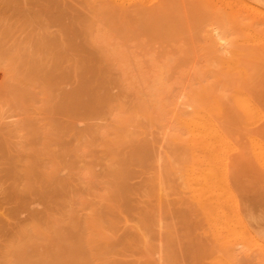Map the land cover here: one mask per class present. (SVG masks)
Returning a JSON list of instances; mask_svg holds the SVG:
<instances>
[{"label": "bare ground", "instance_id": "bare-ground-1", "mask_svg": "<svg viewBox=\"0 0 264 264\" xmlns=\"http://www.w3.org/2000/svg\"><path fill=\"white\" fill-rule=\"evenodd\" d=\"M96 1L100 3L98 5L100 6L99 14H102V18L106 21V24L108 26H115V23L119 22V27L121 29L118 35H115V32L110 33V30L106 29L104 26L95 25L96 27H94L92 31L87 32L86 30V33H84L85 42L94 45L96 48V51L94 50L95 54L91 56L92 59L90 58V60L96 64L105 62V66L109 67V69L111 68L110 66L113 65L117 67L120 75L119 78L115 80V83H118L124 87L126 91L128 90L131 93L130 103L127 104L126 101L129 93L127 96L125 95V103L119 96L118 98H113L109 92H103L107 84H109V82L111 83L114 77L111 76V74L109 77L112 78H108V74L106 75V68L102 69V73L104 72L103 77L96 73L94 80L84 84L82 83L83 85H80L82 87L79 89L74 86L76 89H73V91L71 89V93L70 91L63 92L66 91V89L64 90L63 88L62 92L64 94L62 93V98L61 95L60 97L57 95L59 98L56 99L55 91L60 90L58 89L59 84L64 80V74H61L63 72L60 73L63 77H59V74L57 75L55 73V70L60 68L57 54H50L48 50L29 48L27 45L22 47H18L17 45V47L13 46L7 49H0V119L7 109H11L12 111L24 109L27 120L22 121L18 119L13 123V127L11 126L15 137L20 138L21 131H24L26 126L30 128V132L32 130L35 134H38L40 129H42V135L40 136L41 141L39 142L41 146L39 147H47H45L47 149L46 156H43L44 153L42 154L38 151L33 155L32 159H34V163L31 164V167L20 172V175L24 176L26 181L22 179L25 185L26 183L29 184V182L32 183L38 172V174L40 173L43 175L46 187L57 186L60 183L57 179V175L61 171L60 169L63 170L67 168L74 172L73 169L76 168L77 158H79L78 156L80 154L78 150L86 145L98 146L101 149V161L104 166L102 178L100 176L97 177L98 181L99 177L101 178L98 185L99 190L95 193V196L91 192V195L94 196L95 199H85L86 197H84V199L80 198L81 201L78 200L83 203L87 210L84 212L85 214L81 223L78 218L75 219L74 216L72 217L71 214L74 213L72 212L70 213V220L66 219L68 221L62 223V225L65 224V228L62 226L64 229H61L59 223L64 221V219H61L59 216L56 217L55 214L53 215L48 211L46 214L40 217L38 216L37 221H34L31 225L30 232H28L27 228V230L22 229V231L18 233L19 229L17 226L15 227L17 229H14V227L10 229L5 226L3 214L0 212V236H2L1 233H5L6 237V231L8 232L9 229L11 230V233H8V237L2 238V242L0 243V264H112L116 259L115 255H123V253L125 255L129 250L130 253H136L138 251L142 254V257L145 256L146 260L147 258L150 259L157 248L153 251L151 246L153 244H150L145 232V227L148 226L146 223L148 221L144 222L145 220L137 219L138 222L131 225L134 231L132 237H130L129 234H124L121 238L117 237L118 229L123 225H127L130 220L123 215V208L120 207L121 204L119 202L123 200L124 194L126 196L127 190L129 191L127 179L131 175L130 173H132L129 169L130 164L134 161H138L140 165H143L141 162L149 160L147 159V148L149 144L146 140V125L148 121H152L153 123L162 122V118H164L162 115H165L163 111L167 104L165 102L167 101L165 97L168 96L169 99L172 98V100H174L175 95L176 97L181 96V98L185 99L188 107L192 106L190 111H186L188 115L184 117H181V108L177 106L175 118L172 120L174 123L172 124H175V127L179 130H183V132H178L187 134L189 139V148L187 149L188 152L190 151V159L186 162L184 179L192 197L197 201L204 218L208 222L207 229L213 242V244L211 243L209 246V253L207 252L210 257V259L208 257L210 260L209 263L243 264L244 262L242 263V260L244 256L252 250L255 244L259 245L258 247L255 246L260 249V254H258L263 256L264 240L260 243L256 234L248 227L243 216L240 215L241 213L239 214L238 211L234 212L232 210V196L229 194V188L227 190L223 180H221L220 174L215 171L214 167L215 142L218 140V136H222L214 115L215 112H217L219 100L224 97L223 92L217 90L215 92L210 83L212 80L205 78L208 74L205 76L199 75L198 72L200 71H194L197 66L194 68L193 72L196 74L198 73L200 84L198 85L197 83V86L195 85L196 87L190 86L188 89L186 85V88L182 89L181 94L179 93L180 95H174V92L172 93L173 89H171V87L173 88V86L170 85L171 82L167 83V79L171 75L173 68H176L178 62L181 64L180 58L188 61L192 55L194 56L193 53L199 54L197 49L205 53V55L203 54L204 56H200V59H202L200 63H203L202 66L206 67L207 71H209L211 67L213 68L216 63L226 65L231 62L233 56L237 53L235 49L238 47L233 43L234 36L232 35L234 32L231 30V26L227 23H221V21L219 25H217V29L215 28V31L212 27V23L216 22L215 20H238L239 32L241 31L242 34H244L243 36L251 37L253 41L256 40L255 44L259 43L260 37L264 36V27L261 25V21L264 20V0ZM92 6L94 7V5ZM96 12L98 14V10ZM128 16L133 17V19L129 20ZM133 21L135 23L132 26L139 32H137V34L134 33L135 30H133L131 26ZM89 23L91 22L88 21V24L86 23L87 27ZM213 31H215V33ZM144 37H147V39ZM36 42L37 41H35V43ZM187 50L193 52L190 58ZM241 50L243 51L242 48ZM186 51L188 52V58H186L187 54L185 55ZM176 52L178 56L174 55ZM228 53L230 54L228 55ZM88 54L91 55V53ZM213 58L217 59L215 64L213 63ZM95 63L94 65H96ZM112 70L114 71V69ZM95 71L99 70L95 69ZM87 72H89V70ZM202 73L201 69V74ZM69 75H71V73ZM67 84L71 86L72 83L68 82ZM67 84L65 82V85ZM78 85L77 87H80ZM70 88L71 87H69V89ZM112 89L114 88L112 87L111 90ZM116 91L115 92L119 94L120 91L118 89ZM82 96H86V99L82 98ZM176 101L178 102V100ZM173 102L174 101L171 103ZM181 106L183 105L181 104ZM221 111L222 110H219L220 113ZM39 113H42L43 119H46L45 121L40 122L35 120V118H37L35 115ZM58 113H60V116L62 115L64 117V120L65 116L69 117L68 119L70 120L64 121V123L59 122L58 124V122L53 121V116ZM101 117L109 118L108 124L106 122L104 126L96 124L98 122L94 123L95 121L86 122L87 120H95V118ZM83 120H85L83 124H86V126L81 129L76 128V123ZM58 121H60L59 118ZM172 127H174V125H171V128ZM28 129L25 130V132H28ZM173 130L175 129L173 128ZM61 131L64 132L63 134L69 133L72 135L71 137H73L74 141L72 149L65 147L64 144L67 143L64 142L65 140L63 141L62 138L64 136L62 137ZM2 137L4 138V136ZM2 137L0 135V140ZM34 137L32 138L33 140H35ZM37 137L39 136L37 135ZM19 141H21V139ZM54 143H58L62 150L55 151L54 148H51L53 147L51 145H54ZM33 144H35V142ZM128 148H132V150L129 151ZM0 149H2L1 143ZM28 149L30 151V148ZM34 149L35 148L32 150ZM151 150H153L152 147ZM91 151L93 153V150ZM85 153L88 154L87 152ZM97 155H99V152ZM42 157H45V159ZM154 158L152 156V159ZM43 159L45 160V165L42 164L44 163L42 162ZM0 161L3 162V155L1 152ZM99 161L100 160H98L97 163ZM156 162L158 161L156 160ZM1 165L3 166V164ZM94 178L97 180L96 177ZM91 179L94 180L93 178ZM29 186L30 184L28 188ZM144 186L146 185L144 184L139 187L137 191L142 193L143 190L141 189L145 188ZM96 187L97 185L95 188ZM28 188L26 190H28ZM87 191H89V189ZM131 192H133V195L135 194L133 190H131ZM1 193H3V191ZM86 193L87 196L90 195H88V192ZM143 196L145 197V195ZM3 197L4 196L0 197V206L2 205ZM135 198L137 197H134V199ZM140 202L141 200L139 203ZM70 205L69 207H71ZM139 206L141 207V205ZM63 212L65 211L63 210ZM138 213L140 214V212ZM146 213L147 212H145V214ZM133 214L135 213L133 212ZM58 215L61 216V214ZM67 215L68 214H66V216ZM148 215L146 214L147 217ZM75 216L77 215L75 214ZM141 217L143 218V216ZM148 219L149 218H147V220ZM155 219L153 220L155 221ZM154 223H152V227ZM119 233L122 232L119 231ZM40 241L45 245V248ZM39 243L41 244V249ZM155 246L156 245H154V247ZM253 253H255V251ZM124 255L122 257H124ZM131 255H127V257L129 256L128 259H130ZM138 257L139 256H137L136 259ZM139 258L141 259V256ZM133 260H135V258ZM151 262H153V260ZM156 263L158 262L156 261Z\"/></svg>", "mask_w": 264, "mask_h": 264}, {"label": "rangeland", "instance_id": "rangeland-1", "mask_svg": "<svg viewBox=\"0 0 264 264\" xmlns=\"http://www.w3.org/2000/svg\"><path fill=\"white\" fill-rule=\"evenodd\" d=\"M95 1L96 0H0V49H7L13 46L17 47V45L18 47L27 45L29 48L32 47L34 49L48 50L50 54H57V59L60 62V68L55 70V73L57 75L59 74V77L64 76V80H62L64 83L61 81L58 88L60 90L55 91L56 99H58L60 95L62 98L63 92H69L71 89L73 91V89L75 90L76 88L79 89L82 87L80 85L94 80L96 73L103 77L104 72L102 73V69L106 68V75L108 74V78H112L109 77L111 74V76H114L115 78H112V82L107 84V87L105 90H103V92H109L113 98H118L119 96V98H121V100L124 102L126 100V96L129 93L126 100L128 104L131 102V93L128 90L126 91V89L118 83H115V80H117L120 75L117 67L115 65H109L111 67L110 70L109 67L105 66V62H99L96 64L90 60L91 56L95 54L96 48L94 45L89 43L87 44L85 42L84 33H86V30L88 32L92 31L96 26H104L106 29L110 30V33L115 32V35H118L121 29L119 27V22H116L115 26H108L106 24V21H104L102 18V14H99L100 6L98 5L100 3L98 1L95 3ZM92 3H95L96 5ZM91 4L94 5V7L97 6L95 8L98 10V14L100 16L97 14V10ZM128 19H133V17L128 16ZM88 21L91 23H89L87 27L86 23L88 24ZM215 21L216 22L212 23L214 30L215 28L217 29V25H219V22L221 21V23H227L229 26H231V30L234 32L232 35L234 36L233 43L238 47L235 49L237 53L235 56H233L231 62L226 65L219 63V65L217 63L215 64L217 59L213 58V63L216 66L214 65L213 68L211 67L209 71H207L206 67L202 66L203 63H200L202 62L200 56H204L205 53L200 49H197L199 54L190 52L191 50H187L189 52V58L192 55L191 53H193L194 56L192 55L188 61L186 59L182 60V58H180L181 64L178 62L176 68H173L171 75L167 79V83L171 82L170 85L173 86V88L171 87V89H173L172 93L174 92V95H178L179 93L181 94L182 89L186 88V85L188 89L190 86L196 87L197 83L198 85L200 84L199 77L197 75L198 73L199 75L204 76L208 74V76L205 78L212 80L210 83L212 84L213 90L215 92L216 90L223 92L224 97L219 100L217 104L218 109L214 115V118L217 121L216 123L218 124L222 133V136H218V140L215 142V171L220 174L221 180H223L227 190L229 188V194L232 196V210L234 212L238 211L239 214L241 213L240 215L243 216V219L247 223L248 227L254 232V234H256L259 242L262 243L264 240V36H261L259 43L255 44L256 40L253 41L251 37L243 36L244 34H242L241 31L239 32L238 20L234 21L233 19H220ZM134 23L135 22L133 21L131 26L134 25ZM261 25L264 27V20L261 21ZM132 29L135 30L134 33L137 34L138 31L134 29V26H132ZM215 31L213 32L215 33ZM144 38L147 39V37ZM35 41L37 42L35 43ZM187 51L185 52V55L187 54L186 58H188ZM88 53H91V55ZM86 54L88 55L89 59ZM229 54L230 53H228V55ZM174 55L178 56L177 52ZM94 63L96 65H94ZM196 66L197 68L194 70ZM95 69H98L100 72L95 71ZM112 69H114V71ZM201 69L203 72L202 74ZM88 70L89 72L91 70L92 71L89 73L87 72ZM193 70L196 72L198 70L200 72L196 74L193 72ZM60 73L64 75L62 76ZM68 73H71V75ZM65 82L66 84L69 82L73 85H65ZM110 84L114 89L111 90L112 87ZM68 85L71 87L70 89ZM77 85L80 87H77ZM63 88L64 90L66 89V91H63ZM117 89L120 92H123L120 93L118 91V94L116 93ZM82 98L86 99V96H82ZM174 98V100H172V98L169 99L168 96L165 97V100H167L165 102L167 104L165 110L163 111V114L165 115H162V117L165 119L162 118V122L153 123L151 121V124V122L148 121L146 125V140L149 144H147V159L149 160H144L141 162L143 165H140V162L138 161H134L130 164L129 169L133 174L130 173L131 175L127 179L129 191L127 190L126 196L124 194L123 200L119 202L121 204L120 207L123 208V215L130 220L127 225H123L118 229L117 237L121 238L124 236V234H129L130 237H132L134 231L131 225L142 219L145 220L144 222L148 221L146 223L148 226L145 227V232L148 236L150 244H153L151 245L153 251L154 249L156 250V248L157 250L153 252V255L150 257V259L147 258V260L145 256L142 257V254L138 251L136 253L131 252L133 255L132 256L129 250L127 253H125V255L123 253L124 257H122L123 255L121 254L115 255L116 262L114 261L112 264H210L208 249L210 244H213V242L208 233V222L204 218L197 201L194 197H192V194L188 188V185L185 184L184 179L186 162H188L190 159V151L188 152L187 149L189 148V139L187 134L181 133L183 130H179L175 127V124H172L174 123L172 120L175 118L177 106L181 108V117L187 116L188 113L186 111H190L192 106L188 107L185 99L181 98V96L176 97L175 95ZM176 100H178V102ZM172 101L174 102L171 103ZM181 104L183 106H181ZM219 110H222L221 113ZM35 116L37 117L35 120L40 122L46 120L43 119L42 113H39ZM53 117V121L58 122V124L59 122L64 123V121L70 120L68 119L69 117L66 116L64 120V117L62 115L60 116V113ZM26 118L27 116L24 113V109H17L16 111L7 109L0 119V135L1 137L4 136V138L2 137L0 140L2 148L0 149V152L3 155V162L0 161V197L4 196L2 205L0 206V212L3 214L5 226L10 229H13V227L14 229L18 228V233H20L22 229L27 230V228L28 232H30V227L34 221H37L38 216L40 217L46 214L48 211H50L53 215L55 214L56 217L59 216L61 219H64V221L59 223V227L61 229L65 228V224L62 225V223L70 220V213L72 212H74L71 214L72 217L74 216L75 219L78 218L79 222L81 223L85 214L84 212L87 210L83 203L79 202L81 201L80 198L84 199V197H86L85 199H95V193L99 190V181L104 173V166L101 161V149L98 146L95 147L94 145H86L79 149L78 153L80 154L78 156L79 158H77V163L79 164L76 163V168L73 169L74 172H72L70 169L68 170L67 168H64L63 170L59 168L62 172L60 171L57 175V179L60 181V183L57 186L55 185L56 187H46L44 184L45 179L43 175L40 173L38 174L37 172L33 182H29L30 186L28 188L29 184L26 183L25 185L26 181L24 176L20 175V172L22 170H26L28 167H31V164L34 163V159H32L33 155L38 151L42 154L44 153L45 155L43 154V156H46L47 147H39L41 146L39 142L41 141L40 136L42 135V129H40L38 134H35L32 130L30 132V128L26 126L24 131H21L20 138L15 137L12 129L13 123L18 119L22 121L27 120ZM58 118L60 121H58ZM108 120L109 118L101 117L95 118V120H87L86 122L95 121L94 123L98 122L96 124L105 126L106 122L108 124ZM84 121L85 120L81 122L78 121L76 123V128L81 129L85 127L86 124H83ZM171 125H174V127L171 128ZM173 128L175 130H173ZM27 129L28 132H25ZM32 133L35 134V137ZM63 133L64 132L59 134H61L62 137L64 136L62 139L63 141L65 140V143H67L64 144L65 147L72 149L74 145L73 137H71L72 135L69 133ZM37 135L39 137H37ZM33 137L35 140L32 139ZM20 139L21 141H19ZM34 142L35 144H33ZM57 145L58 143H54V145H51L53 146L51 148H54L55 151L62 150L60 145ZM27 147L30 148V151ZM32 147L35 149L32 150ZM151 147L153 150H151ZM91 150H93V153ZM128 150L131 151L132 148H128ZM98 152L99 155H97ZM152 156L153 158L155 157V161L152 159ZM42 158L45 159V157ZM44 159L42 162L45 161ZM98 160L100 161L97 163ZM156 160L158 162H156ZM1 164H3V166ZM42 164L45 165V162ZM98 176L101 177H99V181L97 178ZM94 177H96L97 180H95ZM22 179H24L25 182ZM142 184L146 185L144 186L146 189L140 188L143 190L141 193L138 192L137 189L143 186ZM96 185L97 187L95 188ZM27 188L28 190H26ZM86 189H89V191ZM131 190L134 191V195L132 194L133 192H131ZM2 191L3 193H1ZM86 192H88V195L93 193L94 196H87ZM143 195H145V197ZM134 197L137 198L134 199ZM138 200H141V202L139 203ZM69 205L71 207H69ZM139 205H141V207ZM63 210L65 212H63ZM143 211L147 212L146 214H149L150 216L148 215L147 217ZM133 212L135 214L137 212V214L135 215ZM138 212H140V214ZM58 214H61V216ZM66 214L68 215L66 216ZM75 214L77 216H75ZM140 215L143 216L144 219ZM145 216L149 219L147 220ZM153 219H155V221ZM152 223H154L153 227L151 226ZM16 226L17 228H15ZM10 229L8 232L5 230L7 233L6 237H8V233L11 231ZM119 231L122 233H119ZM1 235L0 243L2 242V238H6L5 233H1ZM41 242L42 241H40V243ZM40 243L39 247L41 249L42 243ZM42 245L45 248V245ZM154 245L156 246L154 247ZM253 246L254 247L252 250H250L244 256L245 259L243 258L242 263L264 264V255H259L260 249L257 248L259 245L255 244ZM254 251L255 253H253ZM136 254L139 257L141 256V259L139 257L136 259ZM127 255H131L130 259H128L129 256L127 257ZM134 258L135 260H133ZM152 260L153 262H151ZM156 261L158 263H156Z\"/></svg>", "mask_w": 264, "mask_h": 264}]
</instances>
